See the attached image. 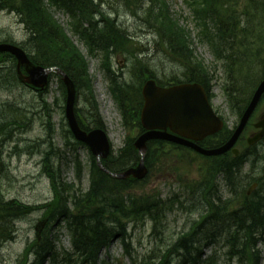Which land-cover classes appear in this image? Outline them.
I'll return each instance as SVG.
<instances>
[{"label":"trees","instance_id":"obj_1","mask_svg":"<svg viewBox=\"0 0 264 264\" xmlns=\"http://www.w3.org/2000/svg\"><path fill=\"white\" fill-rule=\"evenodd\" d=\"M114 1L120 2L129 10L134 9L135 6L134 11L139 13L146 0ZM189 1L191 7L196 8L197 14L206 20L211 19L215 23L218 31L223 36L222 43L226 49L229 47L232 49L237 33L241 32L238 28L239 25H233V15L236 13L237 3L226 5V0ZM105 2L109 4L110 0H56L50 2V4H56L58 7L70 12L73 31L86 41L90 53L99 50L105 54L107 70L112 71L113 62H111L109 53L130 51L134 54L135 50L131 49L133 41L128 37L126 31L117 25L116 19L110 17L109 12L101 8ZM149 2L151 6L147 9L148 12H145L146 15L143 16V19H146L156 33L168 43V47L173 53L178 58L181 57L178 61L188 71L189 79L206 85L207 77L205 74L202 72V75H199L193 65L188 66L185 64L187 61L193 63L194 60L198 64V60L190 49L187 34H183L184 29L172 18L166 1L149 0ZM255 7L264 15V0H248L245 5V15H250L249 12ZM0 10L18 16L20 23L29 31L27 32L29 34L28 42L36 47L35 51L31 52L30 57L32 60L46 67L57 66L63 69L74 80L78 95L82 91L86 94L85 99L89 104L90 112H92V115L88 114L91 120L90 124L104 128L98 105L94 100L88 64L80 50L67 37L68 35L63 27L57 23L51 12L46 8V3L43 0H0ZM199 19L202 20L201 17ZM249 19H252L253 23L247 22L244 25L245 27L248 26V32L252 33L250 28L254 31L256 29L254 25L255 18L252 15ZM30 20H35L40 26H35ZM100 21L105 22V24ZM85 22L88 23L89 28L84 27ZM28 52L30 53L29 50ZM4 56L0 55V86L3 84L8 88L19 83L22 84L16 72L15 60L13 59L14 62H1ZM136 59L137 62L132 63L131 69H133L132 80L138 81L137 85L130 84V81L128 83L126 80H120L119 76L113 75L111 76V82L117 101L128 103L132 109V111L123 114L124 124L142 128L139 117L142 103L137 101V98L139 97L142 101V82L147 75L154 76V72L150 69L149 62L139 60L137 57ZM248 59L250 57H247L245 61ZM190 63L187 62V64ZM7 65L10 66L6 67ZM251 70L250 67L249 73ZM242 72L243 69L241 68L235 75L238 76ZM253 74L254 72L234 80L236 91L238 92L239 86L244 97L242 103L238 104L236 111L240 112L244 109L257 85L258 76ZM12 81L15 83H11ZM226 88L228 98L231 101L234 93L231 92L229 87ZM47 89L39 91V95L47 98L49 94ZM60 90L62 97L65 98L66 90L64 86H61ZM134 101L138 105H135ZM57 103L53 102L51 104L49 102L41 107L40 109H43L42 113L45 115L40 119L49 118L52 121L58 107ZM11 105L6 104L4 106V108H7V117L9 118L0 114V138L3 139L14 137L17 129L21 130L24 124V119L18 121L13 118L15 111L8 109ZM128 114L130 115L128 116ZM18 122L23 123L19 125V128H15L14 125ZM45 128L47 138L51 141L55 134V126L45 124ZM65 131L64 137L67 140L71 133L69 130ZM225 131L209 139L208 142L211 143L208 145L218 146L222 144L228 137ZM77 146L83 147L80 143H76L75 148ZM179 148L182 149V147L163 141H152L148 144L145 163L152 171L156 168L155 165L160 150V153L164 154V159L172 160L176 154L175 151ZM53 150L54 146L51 145V148L42 154L45 160L43 168L52 177L53 199L49 201L50 203L36 206L25 204L23 206L15 200L5 199L0 194V247L3 246L4 242L16 239V222L28 217L35 211H41L40 223L43 226L41 233L43 236L45 235V239L35 243L32 250L29 248L33 256L29 264H113L108 260H101V252L105 248H109L115 239L121 242L132 264H219L220 256L217 250H213L211 254L204 257L205 250L212 246H221L226 249L225 256L229 264L234 261L241 264L261 263V250L255 244L256 240H252L250 235L252 232L257 231L256 233L262 234L259 238L264 239V181L252 175H244L243 177L246 162L245 155L238 158H221L222 162L212 159L203 165L204 173L212 180L210 184L212 189L218 188L216 179L220 175L223 176L224 182L231 192L229 199L217 198V191L210 193L203 188L204 185L198 183L188 187L185 200H181V195V198L176 196L170 201L163 202L159 197H152L148 194L137 195L133 191L136 187L139 188L143 181L133 178H114L98 167L93 156L90 165V182L93 181L91 189L84 191L81 187L82 163L76 171L77 183L55 178V175L59 176L58 174L61 175V173L55 170L57 167L52 163L53 157L51 154L54 153ZM256 159L264 162V154L261 158ZM77 162L81 161L77 160ZM137 162H139V155L133 147V142L128 141L120 155L108 158L103 163L111 171L119 172L135 165ZM254 181L258 182V188L252 195L248 196L245 193L247 185ZM240 196L246 199L245 204L238 200ZM234 200L238 202V208H236ZM177 203L189 205L190 213L199 216V219L192 221L193 226L196 224L198 228L192 232L186 231L187 233L175 242L167 244L168 249H162L161 245L160 252L157 250L153 254V256H158L154 260L151 255L143 257L141 260L133 256V252L129 251L131 246L129 239L132 232L126 230L127 223L132 222L133 225L141 223V226H144L147 224L146 219L150 218L153 226L158 225L159 228V222L166 217L167 213L174 210ZM187 212L189 213V211ZM63 227L68 230L71 237V249L69 250L59 249L56 245L55 240L58 237L56 233ZM245 227L248 229H245ZM152 232L157 234V229L153 227ZM200 235L203 237L200 238ZM47 240H49V245L45 247L44 244ZM29 250L26 253H29ZM49 253L55 254L53 258L48 255ZM176 253L181 257H176ZM27 262L28 255L19 264H27Z\"/></svg>","mask_w":264,"mask_h":264},{"label":"rangeland","instance_id":"obj_2","mask_svg":"<svg viewBox=\"0 0 264 264\" xmlns=\"http://www.w3.org/2000/svg\"><path fill=\"white\" fill-rule=\"evenodd\" d=\"M114 3V1L112 2ZM169 7H171L172 14L175 16L174 19L180 20L181 25L187 30L195 29L193 24V14L189 9V6L186 5L184 0H167ZM106 5V6H105ZM104 5L103 9L106 12L119 11V14H112L113 17L117 19L118 24L123 27L128 35L133 40L131 44V49L135 50L134 54H129L126 52H115L119 53L112 57L114 62V68L117 73L122 76L123 80H132L133 69L132 63L137 62L136 57L139 60L144 62H149V65L154 69L160 77L166 74L168 76L167 80L172 79V75L178 73L180 70L179 63H175V58L172 55H167L165 48L162 45L160 39H158L153 32H150L146 25H142L140 20L135 17V12H131L122 4H112ZM54 11L55 18L58 22L61 23L65 28L67 27V22L69 21L68 15L64 10L52 9ZM140 14V13H139ZM177 18V19H176ZM245 23H243L244 25ZM189 28V29H188ZM66 31V30H65ZM149 31V32H148ZM66 33L74 43L81 49L88 59L90 66V74L93 79V90L94 97L98 103V109L100 110V115L104 121L106 130L108 132L111 144H112V154L118 156L121 153V150L125 147V144L128 142L126 137L133 139V126H126L123 123L125 118L122 117L118 110V105L116 99L113 97L112 92L109 90V81L105 76L104 70L101 66L102 56L97 54L95 57H90L87 55L86 48L84 44L80 43L78 38L75 37L67 29ZM129 33L134 37H131ZM248 39L240 40L239 37L234 40V45L237 47L229 49L232 54V58L237 64L243 65L246 58L251 52V43L252 48L259 47L262 49L264 47V26L260 28L259 31L255 30V33H246ZM192 48L196 51V54L203 60V64L211 67L213 72L217 73L216 79L212 81V92L214 94V99L212 101L214 108L224 116L229 127H233L237 121L236 109L238 104H241L244 97L242 96V91L239 89L238 92L234 87V83L224 81L223 74L220 72L221 64L215 65L213 61V55L209 52L207 46L200 44L197 41L195 33H192ZM29 38V34L25 31L23 25L19 23L18 17L14 14H10L6 11H0V40L1 41H10V43L21 44L23 45L25 41ZM252 38V39H251ZM241 42V43H240ZM138 44V47H137ZM241 44V45H240ZM242 44H246L242 46ZM142 52V54H139ZM255 52V51H254ZM264 58V55H257L256 59L259 61L257 64L246 63V71L251 67L252 70L250 73L254 72L257 76L258 74L264 72V62H260ZM6 58L2 59L1 62H4ZM10 62V61H7ZM120 62L119 66L116 64ZM139 62V61H138ZM244 62V63H243ZM10 65H7L8 67ZM1 73V72H0ZM249 73V72H248ZM180 77V76H179ZM229 83L230 90L234 95L230 101L231 108L228 105V101L223 90V85ZM23 85L18 84L15 87H5L3 84L0 86V114L6 118L8 111L7 108H4L6 104H26L27 116L24 119L23 128L12 138H0V153L6 160L9 161L8 167L5 170V173L0 172V194L7 200H16L26 202L28 205L36 206L47 203L53 199V192L51 189V184L49 179L44 175L42 170V165L39 166L40 158L44 151L51 148V145L54 146L53 151H63L64 159L62 165L63 175L65 176L66 182H76V171L73 170V164L71 160L75 151L68 150L66 151L65 140V130L67 127L65 123H62V118L65 112L60 109L56 110L57 113L54 114V122L57 124V128L63 126L60 130L56 131V135L50 140H48L46 135V128L40 120L41 117H38L40 108L38 104L40 100L39 93L35 92V95H29L26 93V89L22 87ZM50 94H48V100L50 103L54 101L56 96H59L60 93L57 92L59 88L58 78L54 77L50 81ZM37 99H35V98ZM86 94L81 92L78 97L77 102V114L80 118L86 123V120L90 122L89 115H92L90 112V107L86 102ZM60 97H57L59 99ZM13 101L12 103H10ZM64 103L60 99L57 103V106L61 108ZM261 112H264V102L260 106V111L255 115L259 117ZM130 114H128L129 116ZM127 116V117H128ZM130 119V117H128ZM257 119V118H256ZM65 131V132H64ZM71 137L68 136L67 140H70ZM51 143V144H50ZM264 145V144H263ZM261 145V146H263ZM30 149H29V148ZM161 151V150H160ZM158 152L156 168L158 171L156 175L152 178L151 183H148L147 189L150 191V187L155 191H159L161 195L166 198L170 197L172 194L177 192L184 191L182 189L183 183L178 179L179 175L189 178L191 181L196 180L199 176L204 173L203 165H200L199 158L194 157L191 164H184L183 158L179 162L178 173H173L172 171L165 169L161 172L160 160H164L162 153ZM77 154L80 156L81 162H83L84 169L81 173L82 182L81 187L85 190H88L90 185V172H89V163L91 162V155L89 157L88 151L85 148H79ZM35 154V156H33ZM264 154V146L256 153L254 157H248L246 167L243 170L244 175H252L257 178H261L264 181V162H259L256 158H261ZM0 155V156H1ZM184 156V155H182ZM186 156V155H185ZM204 160V159H203ZM59 161L60 157L54 159L55 166ZM210 162L211 160H204ZM261 161V160H260ZM177 163V162H176ZM70 164V165H69ZM174 165V162L171 163ZM155 168L151 171L153 173ZM175 171V170H174ZM201 172V173H200ZM9 175L13 176L12 182H10ZM147 182V181H146ZM145 182V183H146ZM194 183H188V186H192ZM252 185L247 186L249 189ZM139 193H143L142 189H139ZM221 191L223 194H226V189L221 185ZM136 193V191H133ZM188 192L182 195L181 200L187 198ZM225 198V195H220ZM175 210L170 212L167 218H164L159 222L160 227H162V232L153 234V226H151L150 221L147 225L140 226L136 231L132 233L129 239V251L137 259H142L143 257L152 256L153 260L158 256H153L154 252L159 250L162 245V249H166L167 244L170 242H175L179 237L183 236L187 232L192 221H195L197 214H191L189 205L176 204ZM185 210L189 211L186 212ZM41 211H35L31 215L22 220L16 222L17 226V236L13 241L0 247V264H19L24 258L28 255V262L33 259L31 253H26V251L32 250L35 246L32 242L36 238V226L40 221ZM197 220V219H196ZM189 231V230H188ZM183 232V233H182ZM56 245L59 249H70V239L69 234L65 228L60 229L56 234ZM163 241V242H162ZM159 246V248H158ZM218 255L220 256L219 264H229L226 259L224 249L218 247ZM160 252V250H159ZM210 250L206 251L208 255ZM101 260H108L113 264H132L129 258V255H126L125 249L119 241H115L109 249L103 250L101 252ZM264 264V260L262 262ZM233 264H236L235 262Z\"/></svg>","mask_w":264,"mask_h":264},{"label":"water","instance_id":"obj_3","mask_svg":"<svg viewBox=\"0 0 264 264\" xmlns=\"http://www.w3.org/2000/svg\"><path fill=\"white\" fill-rule=\"evenodd\" d=\"M6 51L12 53L18 59L20 78L37 87H44L47 84V77L50 72L55 70L54 68L46 69L35 65L22 49L13 45L0 44V52ZM21 66L25 67L29 76L21 73ZM59 73L63 76L68 91L66 110L69 114L71 130L77 139L91 147L97 156L100 168L118 178H128L130 176L143 178L146 175L147 168L144 165V155L147 150V140L152 138L190 146L208 155H218L226 152L236 143L238 136L264 93V81H262L242 118L239 128L229 142L216 150L206 151L197 146L192 140H200L216 132L221 129L223 123L214 114L205 90L198 84H181L170 88H161L153 80L148 81L143 88L145 105L141 115L143 126L148 132L135 142V146L141 155L140 163L136 168L121 173H113L102 164V158H106L110 152V144L106 133L101 129L87 133L80 128L72 110L76 95L75 85L65 72L59 70ZM257 127L262 128L259 133L264 135V120L257 124ZM168 128H170L171 133L167 131ZM254 141L257 140L249 139L251 143Z\"/></svg>","mask_w":264,"mask_h":264},{"label":"bare ground","instance_id":"obj_4","mask_svg":"<svg viewBox=\"0 0 264 264\" xmlns=\"http://www.w3.org/2000/svg\"><path fill=\"white\" fill-rule=\"evenodd\" d=\"M44 2H52V1H56V0H43ZM241 2V0H226V5H231L232 3H237V4H239ZM237 14V15H236ZM249 14L250 15H245L244 13H241V12H237L236 11V13L233 15V20H234V22H233V25H240V24H243V23H253V20L252 19H249L252 15H253V17L255 18V22L258 24H255L256 26H258V27H260V28H262V26H264V15H262V13L259 11V9H257L256 7H255V9H251V11L249 12ZM237 16H239V17H237ZM249 20V21H248ZM30 22H33L34 24H35V26H37V27H39L40 26V24L39 23H37L35 20H30ZM101 23H103V24H105V22H103V21H100ZM224 26H229V25H224ZM247 29L249 30V28H248V26H247ZM25 31L26 32H29L27 29H26V27H25ZM250 32H252V33H255V31L252 29V28H250ZM191 33H193V31L192 32H188V31H185V32H183V34H191ZM252 39V38H251ZM26 42V45L24 46L25 48H26V50H29L30 52H33V51H35V49H36V47H33L29 42H28V40L27 41H25ZM253 43V42H252ZM251 43V44H252ZM98 52H100L99 50H95L93 53H90V51H89V48H88V53H90V54H94V55H96ZM164 52H166L167 53V55L169 56V55H173L174 53H173V51L169 48L168 50H166V51H164ZM174 56V55H173ZM12 56L11 57H6V60L7 61H10V62H14V61H12ZM228 68V67H227ZM146 81H147V77H145L144 78V80H143V82H142V88H144V85L146 84ZM137 82L138 81H136V80H131L130 81V84H133V85H137ZM11 83H15V82H11ZM17 84V83H16ZM139 84V83H138ZM23 88H25L26 89V93L27 94H29V95H35L34 93L36 92V90L33 88V87H31V86H22ZM40 98H38L39 100H40V102H39V104H38V107L39 108H41V107H44V105L45 104H48L49 103V100H48V98H44V97H41V96H39ZM35 98V97H34ZM36 99V98H35ZM37 100V99H36ZM94 100H95V102H96V104L98 105V103H97V101H96V98L94 97ZM137 101H139V102H143V99H142V101H141V99L138 97L137 98ZM13 101H11L10 103H12ZM77 102L78 101H75V103H74V105H73V107H72V110H73V112L74 111H76L77 109ZM135 105H138L137 104V102H133ZM89 105V104H88ZM141 107H142V105H141ZM99 108V107H98ZM8 109H12V110H14L15 112L13 113V118L16 120H22V119H25L28 115H29V113L27 112V105L26 104H19V105H16V104H12L11 106H10V108H8ZM61 111H63V112H65L64 113V115H63V118H62V123H65V122H67L68 123V121H69V114H68V112H67V110H66V108L64 107V106H62L61 108H59ZM42 110L43 109H40V111H39V114H37L38 115V117H43L45 114L44 113H42ZM99 110V109H98ZM118 110H119V112H120V114L123 116V114H125V113H127L128 111H132V109H131V107H130V105L128 104V103H123L122 101H120V100H118ZM57 113V112H56ZM89 113H92V112H89ZM137 114V113H136ZM29 117V116H28ZM41 120V119H40ZM42 121V124L43 125H45V124H47L48 126H55V131L56 130H58V128H57V124L54 122V116H53V118H52V121L48 118V119H44V120H41ZM23 122H18L17 124H15L14 125V127L15 128H19V125H21ZM140 125L142 126L143 125V123H140ZM168 129H170V128H168ZM20 132V130H18L17 129V131H16V134L17 133H19ZM133 134L134 135H132V138L133 139H130V138H128V137H126V140L127 141H131V142H134L133 140H135V139H140L141 137H142V135H144L145 133H147L148 132V130H145L144 128H139V127H137V128H133ZM13 136H14V134H13ZM252 138L251 139H256L257 141H254V142H249V143H245V144H243V145H241V146H239V147H236V148H233V149H231L236 155H238V156H241V155H245V156H247V159H248V157H254L255 155H256V153L258 152V148H259V146L260 145H262V144H264V135H261L260 133H258L257 135H252L251 136ZM156 138H152V139H148L147 140V142H149V141H152V140H155ZM0 141H2V140H0ZM211 143V142H210ZM177 144H179V143H177ZM29 148V147H28ZM30 149V148H29ZM136 152H137V154L138 155H140V151L139 150H136ZM188 152L190 153V154H193V151H192V149H190V148H188ZM201 154V152H198V155H200ZM0 155H1V153H0ZM33 156H35V154L33 155ZM51 156L53 157V161H52V163H53V165L55 166V163H54V159L55 158H57V157H60V165H59V161H58V163H57V166H55V167H57V168H55V170L56 171H60V173H61V175L60 174H58L59 176H57V175H55V178L57 177V178H61V179H65V176L63 175V171H62V165H63V163H65V162H63V159H64V157H65V155H64V152L63 151H54V153H52L51 154ZM183 158H185V159H187V155L185 156H182ZM77 160H79L80 161V156L78 155V154H76L75 156H73V158H72V160H71V164H73V170L74 171H76V169L79 167V166H81V163L82 162H77ZM176 159H173V160H166V159H164V160H160V165H162V167L163 168H166V167H168V166H170L171 165V163H173L174 161H175ZM216 161H219V162H222V160H221V158L220 157H217V159H216ZM77 162V163H76ZM259 162H262V161H259ZM44 163H45V160H44V158L42 157V158H40V162L38 163L39 164V166L40 165H42V170H43V173H44V175L47 177V179H49V181H50V184L52 183V177L49 175V173H48V171H46V170H44V168H43V165H44ZM8 164H9V161L8 160H6L5 158H4V156H0V172H3V173H5V170L7 169V167H8ZM200 164L201 165H203V163H201L200 162ZM70 165V164H69ZM233 167H236L235 165H232ZM246 168V165H244V169ZM201 173V172H200ZM0 177H1V174H0ZM13 176H10L9 175V179H10V182H12V180H13V178H12ZM147 182H149V183H151V180H152V178L153 177H151L150 175H148V174H146L144 177H143ZM185 180L187 181V182H193L194 184H198L199 183V185H204L203 186V188L206 190V191H209L210 193H213L214 192V189H212L211 187H210V184H211V182H212V180L208 177V175L207 174H205V173H202L200 176H199V178L198 179H196V180H190L189 178L187 179V177H185ZM95 181V180H94ZM92 184H93V181H91L90 182V185H89V188L88 189H91V187H92ZM51 189H52V185H51ZM53 190V189H52ZM17 198H14L13 200H15V201H17L20 205H23V206H25V204H26V202H22V201H19V200H16ZM238 200L241 202V203H244L245 204V202H246V199H244L243 197H239L238 198ZM47 203H50V202H47ZM46 203V204H47ZM160 203V205L161 206H163V204L161 203V202H159ZM234 204H235V206H236V208H238L239 206H238V202H236V200H234ZM26 205H28V204H26ZM30 206H32V205H30ZM168 217V215L166 214V217L165 218H167ZM196 219H199V216L197 215L196 217H195ZM149 221H151L150 220V218H147L146 219V222H149ZM141 226V223H139V224H137V225H133V223L132 222H128L127 223V226H125V228H126V230L127 231H129L130 233L131 232H133V231H136L139 227ZM155 229H157V233H161L162 232V227H159L158 228V225H154L153 226ZM196 228H198V225H196L195 224V226H193V224L191 223L190 224V227H189V232H192L193 230H195ZM245 229H248L247 227H245ZM188 230H185V231H188ZM185 231H183V232H185ZM257 232V231H256ZM256 232H252L251 233V235H250V237H251V239L252 240H256L255 242V244L256 245H259V244H261V243H264V239H261V238H259V237H261L262 236V234H259V233H256ZM245 233H247V232H245ZM57 234V233H56ZM203 236H201L200 235V238H202ZM42 239H45V235L43 236L42 235V233L41 232H36V238H35V240L32 242L33 244H35V243H39V242H41L42 241ZM115 241H118L117 239H115L113 242H112V244L115 242ZM217 241V240H216ZM218 241H219V239H218ZM11 241H8V242H4V244H3V246L4 245H6V244H8V243H10ZM219 243V242H218ZM49 245V240H47L46 242H45V244H44V246L46 247V246H48ZM2 246V247H3ZM1 247V248H2ZM158 248H159V246H158ZM211 248V249H210ZM210 248H207V249H210V251H212L215 247L214 246H212V247H210ZM166 249H168L167 247H166ZM206 249V250H207ZM29 253H32V251H30L29 250ZM51 258H53V255H55V254H52V253H49L48 254ZM50 257H48V258H50ZM176 257H178V258H180L181 257V255H179V254H177L176 253ZM238 264H241L240 262H238ZM260 264H263V263H260Z\"/></svg>","mask_w":264,"mask_h":264}]
</instances>
